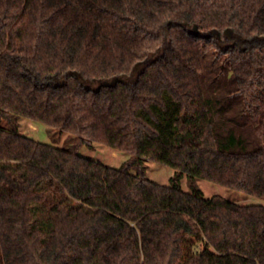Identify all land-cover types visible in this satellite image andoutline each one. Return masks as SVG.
Wrapping results in <instances>:
<instances>
[{"label": "trees", "instance_id": "1", "mask_svg": "<svg viewBox=\"0 0 264 264\" xmlns=\"http://www.w3.org/2000/svg\"><path fill=\"white\" fill-rule=\"evenodd\" d=\"M196 178L264 198V0H0V264H264V205Z\"/></svg>", "mask_w": 264, "mask_h": 264}, {"label": "rangeland", "instance_id": "2", "mask_svg": "<svg viewBox=\"0 0 264 264\" xmlns=\"http://www.w3.org/2000/svg\"><path fill=\"white\" fill-rule=\"evenodd\" d=\"M193 29L192 26H189ZM140 67H138L139 69ZM136 73L130 76L120 77L124 81H131L134 79ZM111 79H85L84 84L91 87L97 88L101 84L112 82ZM20 132L30 138L38 140L43 143L53 144L54 141L48 132L49 126L40 122L32 121L29 118L22 117L20 119ZM65 135L62 137L61 141L57 145H61ZM80 153L85 157L91 158L93 160L102 162L108 166L120 167L125 161H127L130 155L126 152L114 149L104 143L93 142L91 145H84L80 149ZM175 169L173 167L156 163L153 161L147 162V176L161 184H169L171 177L175 174ZM194 184L202 189L206 197H211L213 195H220L227 198L230 201L239 204H262L264 205V198L255 197L248 195L244 192L226 187L222 184L215 183L203 178H196ZM182 188L186 191H190V184L187 176L185 175L181 180Z\"/></svg>", "mask_w": 264, "mask_h": 264}]
</instances>
